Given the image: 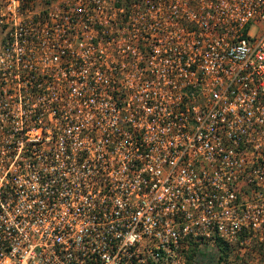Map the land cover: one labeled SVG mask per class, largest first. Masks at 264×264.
I'll return each mask as SVG.
<instances>
[{
  "label": "built area",
  "instance_id": "built-area-1",
  "mask_svg": "<svg viewBox=\"0 0 264 264\" xmlns=\"http://www.w3.org/2000/svg\"><path fill=\"white\" fill-rule=\"evenodd\" d=\"M263 205L264 0H0V264H189Z\"/></svg>",
  "mask_w": 264,
  "mask_h": 264
},
{
  "label": "trees",
  "instance_id": "trees-1",
  "mask_svg": "<svg viewBox=\"0 0 264 264\" xmlns=\"http://www.w3.org/2000/svg\"><path fill=\"white\" fill-rule=\"evenodd\" d=\"M197 245L198 244H195L196 248L191 254H195L197 258L205 262H203L204 264H249L247 254H249L250 251H255L259 254L257 264H264V243L262 242L253 241L251 250H246L241 252V254L240 251H236L237 246H231L218 237H216L213 242L214 247L212 252L205 253V251L197 248ZM191 254L189 255V259L192 257Z\"/></svg>",
  "mask_w": 264,
  "mask_h": 264
},
{
  "label": "rangeland",
  "instance_id": "rangeland-1",
  "mask_svg": "<svg viewBox=\"0 0 264 264\" xmlns=\"http://www.w3.org/2000/svg\"><path fill=\"white\" fill-rule=\"evenodd\" d=\"M253 33H256V30H253ZM263 208H264V205H263ZM251 243H253V240ZM213 247H214L213 245L206 243L203 245V248H204L203 251H205V253L212 252ZM250 247H253V245ZM244 251H246V250H244ZM244 251H240V254H241V252H244ZM191 255H192V257L189 259V264H204L205 263L204 261H203L204 262L203 263L200 258H197V256L195 254H191ZM247 256H248L247 258L249 260V264H255V263L257 264L258 263L259 254L256 253L255 251L254 252L250 251V253L247 254Z\"/></svg>",
  "mask_w": 264,
  "mask_h": 264
}]
</instances>
